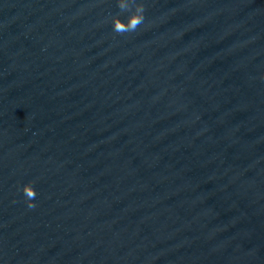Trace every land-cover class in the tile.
Here are the masks:
<instances>
[{
  "label": "water",
  "instance_id": "obj_1",
  "mask_svg": "<svg viewBox=\"0 0 264 264\" xmlns=\"http://www.w3.org/2000/svg\"><path fill=\"white\" fill-rule=\"evenodd\" d=\"M137 2L0 0V264H264V0Z\"/></svg>",
  "mask_w": 264,
  "mask_h": 264
},
{
  "label": "clouds",
  "instance_id": "obj_2",
  "mask_svg": "<svg viewBox=\"0 0 264 264\" xmlns=\"http://www.w3.org/2000/svg\"><path fill=\"white\" fill-rule=\"evenodd\" d=\"M133 2L136 4V7L134 10L129 12V6L125 2V0H118V8L121 11L113 15L111 21L113 31L117 34L134 32L143 23L145 12L144 5L143 3H138L137 0H133ZM122 12H129V15L127 16L126 20L121 18ZM22 191L28 203V206L30 208L35 207L33 201L37 195V192L33 186V182L25 183L23 185Z\"/></svg>",
  "mask_w": 264,
  "mask_h": 264
}]
</instances>
